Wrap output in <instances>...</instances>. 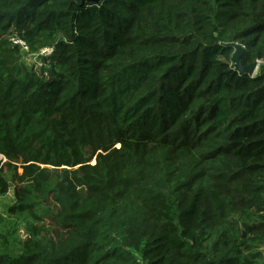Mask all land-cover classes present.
<instances>
[{
  "label": "trees",
  "instance_id": "obj_1",
  "mask_svg": "<svg viewBox=\"0 0 264 264\" xmlns=\"http://www.w3.org/2000/svg\"><path fill=\"white\" fill-rule=\"evenodd\" d=\"M81 1L0 0V264H264V0Z\"/></svg>",
  "mask_w": 264,
  "mask_h": 264
},
{
  "label": "rangeland",
  "instance_id": "obj_2",
  "mask_svg": "<svg viewBox=\"0 0 264 264\" xmlns=\"http://www.w3.org/2000/svg\"><path fill=\"white\" fill-rule=\"evenodd\" d=\"M35 60L37 62V59ZM257 65L258 67L256 68L254 76L259 73L262 64L261 62H257ZM39 69L41 68L37 66L35 70L39 71ZM5 163L6 160L1 157L0 164L3 166ZM20 172L21 171L19 169V173ZM7 174L8 173L3 168V179L7 182V185L6 192L0 194V255L17 258L22 254L23 244L25 243L26 239L30 236L29 226L37 227L42 223L46 225L47 221L45 220L46 218H44V221L42 220V223H38L37 219L31 216L40 215L44 217L41 210V208H45L42 204V200H35L36 206L34 207V209H30L28 211L23 212L15 211L13 214L7 213L11 207H17L19 205L14 200V185L10 181V176Z\"/></svg>",
  "mask_w": 264,
  "mask_h": 264
},
{
  "label": "water",
  "instance_id": "obj_3",
  "mask_svg": "<svg viewBox=\"0 0 264 264\" xmlns=\"http://www.w3.org/2000/svg\"><path fill=\"white\" fill-rule=\"evenodd\" d=\"M102 0H82L81 6L84 5H98L101 3ZM232 48L234 49V52L230 58L231 66L234 69L235 72H237L239 75H247L249 77H253L254 73L256 71V68L258 67L257 62H254L250 64L249 66L244 67L241 63V56L244 53V49L240 45H232Z\"/></svg>",
  "mask_w": 264,
  "mask_h": 264
},
{
  "label": "built area",
  "instance_id": "obj_4",
  "mask_svg": "<svg viewBox=\"0 0 264 264\" xmlns=\"http://www.w3.org/2000/svg\"><path fill=\"white\" fill-rule=\"evenodd\" d=\"M13 43H14V44H18V45H20L24 50H26V48H24V44L21 43L20 41H13ZM50 52H51V51H44V52L42 53V55L49 54ZM37 65H38L39 68L42 67V64H41V63H38Z\"/></svg>",
  "mask_w": 264,
  "mask_h": 264
}]
</instances>
